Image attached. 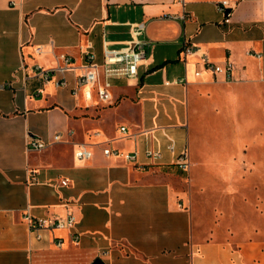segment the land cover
<instances>
[{"label": "crops", "instance_id": "0c3cea01", "mask_svg": "<svg viewBox=\"0 0 264 264\" xmlns=\"http://www.w3.org/2000/svg\"><path fill=\"white\" fill-rule=\"evenodd\" d=\"M220 1L0 0V264H264V198L241 193L247 175L264 167V145L249 155L244 146L247 125L253 134L264 130V0H229L230 22ZM132 22L146 23L151 58L136 78H111L109 101L87 99V85L72 93L79 67L67 87L35 73V64L54 65L59 53L77 66L85 50L102 61L105 40L123 45ZM185 41L196 50L185 55ZM39 43L45 52L34 51ZM204 53L234 62L233 78L207 69ZM56 132L68 140L29 149L31 133L51 140ZM261 133L253 141H264ZM80 144L91 157L74 156ZM107 145L137 160L107 156ZM186 146L191 166L182 171L175 159ZM148 148L161 157H148ZM200 175L231 179L232 204L259 207L248 237L198 224L183 180ZM27 211L71 213L76 222L37 238Z\"/></svg>", "mask_w": 264, "mask_h": 264}, {"label": "built area", "instance_id": "2783aa9c", "mask_svg": "<svg viewBox=\"0 0 264 264\" xmlns=\"http://www.w3.org/2000/svg\"><path fill=\"white\" fill-rule=\"evenodd\" d=\"M184 3V0H181ZM218 8L224 14V21L230 22L233 11V5L229 0H221L218 3ZM146 30V23L144 22H132L130 24L131 37L121 46H112L109 41L104 42V55L102 61H97L95 53L91 50H85V59L80 66L75 65L74 57L68 53H59L56 59V63L51 66H44L42 64H35L34 70L38 77L43 82H48L52 78L55 79L57 86L67 87L69 85L68 73L70 71L76 72L77 68H80V72L77 76V82L72 86V93L75 96H79L82 86L87 85V88L83 91L84 96L91 100L96 96L98 100L109 101L111 98L110 88L112 77H126L128 79L136 78L139 72V66L141 64H147L151 58V53L148 50L150 40L145 38L142 34ZM48 44L52 46L53 41ZM46 44L39 43L34 45V51L36 53H43L46 51ZM91 44H88L90 47ZM196 49L191 43L185 41L182 47V52H193ZM202 60L205 63L207 69L211 70L213 74H223L226 79L233 78V70L235 68L234 62L228 60L225 63H217L210 59L207 54L202 55ZM196 75L200 76L202 70H196ZM181 81L187 82V79ZM38 91H42L39 88ZM123 132H127L126 126H121ZM69 133H73V129L69 130ZM67 137L62 132H56L53 134L51 140H45L40 135L31 133L29 135L28 146L29 149L41 150L46 148L52 143L67 141ZM171 151H175V144L169 145ZM103 152L107 156L121 157L128 161H136L138 153L122 151L116 147L107 145L103 147ZM146 155L150 158L156 159L161 157V151L148 148L146 149ZM74 156L79 159H87L92 156V150L87 146L80 144L74 150ZM176 166L182 170L187 171L191 166L190 150L189 147H184L176 156ZM63 184H68L69 179L66 178L62 181ZM24 218L28 221L30 229L36 232V237H42V229H53L58 227L72 228L76 222V218L73 214L66 216H57L54 218L49 217H34L28 211L24 214ZM78 237L75 236V239ZM57 245L62 243L61 239L57 240Z\"/></svg>", "mask_w": 264, "mask_h": 264}, {"label": "rangeland", "instance_id": "374dc122", "mask_svg": "<svg viewBox=\"0 0 264 264\" xmlns=\"http://www.w3.org/2000/svg\"><path fill=\"white\" fill-rule=\"evenodd\" d=\"M258 133L264 134V130L261 129L260 132L257 131L256 134H253V128L249 125L246 126V141L244 146L247 155H249L255 145H264L263 140H258L257 142L253 141V135L257 136ZM229 147V151L233 154L234 149L231 148L232 144H230ZM247 162L246 168L248 169L251 165ZM261 169V174L256 176L247 175L241 190L243 195L245 193L246 199L254 200V196H261L264 198V167ZM230 180L231 179L228 180L223 178L222 175H210L209 177L207 175H200L197 182L196 179H193L192 184L186 183L183 180V183H185L183 187L187 188L190 193L191 205L197 210L199 225L208 229L219 227L224 231L238 230L241 231L245 237H248L253 232L256 224H259V220L257 219L259 207L255 208L249 206L247 203L239 207L232 204V202L237 201V195L227 196V188L231 185L230 182H228ZM254 181H256L255 184ZM259 188L261 191L260 195L258 193ZM232 191L234 190L232 189L231 192ZM254 191H256V194H254ZM225 201H229L230 204L223 203Z\"/></svg>", "mask_w": 264, "mask_h": 264}, {"label": "water", "instance_id": "95a60500", "mask_svg": "<svg viewBox=\"0 0 264 264\" xmlns=\"http://www.w3.org/2000/svg\"><path fill=\"white\" fill-rule=\"evenodd\" d=\"M94 264H103V261L101 259H96L94 261Z\"/></svg>", "mask_w": 264, "mask_h": 264}]
</instances>
